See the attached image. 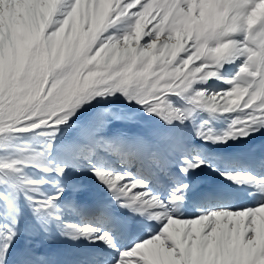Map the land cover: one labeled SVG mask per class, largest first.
Here are the masks:
<instances>
[{
    "label": "snow or ice",
    "instance_id": "snow-or-ice-1",
    "mask_svg": "<svg viewBox=\"0 0 264 264\" xmlns=\"http://www.w3.org/2000/svg\"><path fill=\"white\" fill-rule=\"evenodd\" d=\"M118 96L168 130H134L136 112L109 108L73 120ZM198 113L209 116L193 129L205 145L264 130V0H0V264H56L37 252L56 236L102 245L69 264H264V177L213 165L189 143L181 126ZM209 167L221 186L186 216L188 181ZM82 172L112 203L77 201ZM244 195L255 205L233 207ZM123 230L147 238L123 245Z\"/></svg>",
    "mask_w": 264,
    "mask_h": 264
},
{
    "label": "bare ground",
    "instance_id": "bare-ground-1",
    "mask_svg": "<svg viewBox=\"0 0 264 264\" xmlns=\"http://www.w3.org/2000/svg\"><path fill=\"white\" fill-rule=\"evenodd\" d=\"M235 65L234 64H226L225 65V72L228 73L233 72ZM236 69V68H235ZM234 69V70H235ZM198 121L199 124L204 121L208 120L209 116L207 113H198L196 117L194 118L195 123ZM162 122V121H161ZM155 121L152 122V125H150V131H167V126L163 125L162 129H157L153 124ZM230 124V118L228 117H218L216 119L211 120L210 126L213 127L217 134H223L225 131L228 130ZM135 130V129H134ZM189 143L196 145L201 149V151L204 153L205 158L213 165H217L221 168L224 167V165L227 162L231 161H239L241 167L245 171L252 172L254 175L258 177H264V169L259 168L256 164V162L264 158V130L261 132L255 133L253 136L249 137L247 140H236V141H229L228 144H207L205 145L202 141L195 138L194 136L189 141ZM223 180V177H220L217 172H214L211 167L207 168L204 171L197 170L195 174L191 175L190 180L188 181L190 184L195 185L196 192L194 193L193 200L189 202L186 212L192 209L194 211V214H199V209L195 206L196 201L199 199V193L202 191H211L217 187L221 186V181ZM231 182H227V184H230ZM232 188L238 187L237 185H231ZM248 187V186H243ZM102 188V193H105L102 195L101 192H96L100 194V196L95 194H89L94 193V190L87 191V194L83 197H80L79 202L81 204H93L94 202H109L110 203V194L107 190H104ZM248 189H251L248 187ZM253 190V189H252ZM108 197V198H106ZM233 207H238L235 205L234 201L232 202ZM115 207V206H114ZM116 212L118 215L124 216V217H131V213H128L126 210L118 209L116 208ZM187 216V215H186ZM144 235L145 238H147L146 230H138V231H128L123 230L121 235V243L123 245H128L132 243L134 240L138 238V236ZM57 248V257L54 259L56 264H69V262L74 258V255L70 253L69 248L64 245L62 242L58 243ZM101 247L98 248H92L89 249L86 247V252L89 250H96L99 251Z\"/></svg>",
    "mask_w": 264,
    "mask_h": 264
},
{
    "label": "rangeland",
    "instance_id": "rangeland-1",
    "mask_svg": "<svg viewBox=\"0 0 264 264\" xmlns=\"http://www.w3.org/2000/svg\"><path fill=\"white\" fill-rule=\"evenodd\" d=\"M149 27H150V25H149ZM235 68L237 69V65H235L234 69ZM234 69H233V72L229 71L228 73H226V72L225 73L227 75L231 76L236 71V69L235 70ZM209 84L213 90H220L221 88H227L228 87V85L222 84L220 81H216V80H210ZM93 104H95L96 107H92L91 105H86L84 109H81V111L77 113V117L79 119H77V117H74L73 120L77 124H79V123H82L84 120H86L88 117H90L93 113H95L99 109L109 108V109H112L113 111H134V112H136L138 123L133 124V125H129V127L133 128L135 130L147 131V129H148V131H150L149 130L150 125H152L153 121H155V123L153 125L157 129H162V130L164 129L161 121H159L158 118L147 116V114L142 109H140L138 105L135 108H129L128 102L124 99L123 96H118V98L117 97H109L107 100H100L99 103H97L96 101H93ZM198 121L199 120L197 119V122L195 123V120H192V121L186 123L185 125L181 126L185 135L189 138V141L194 136L193 129L198 124ZM120 126H121V122H114L112 125L113 128L120 127ZM72 134L74 135L75 132H73ZM19 139L21 142L33 143L36 146H38V144H39V141L33 140L32 134H24ZM28 171L30 173L33 172V170H31V169H29ZM74 178L77 181L82 182L83 184H85L87 186V189L85 192L77 194L76 199L78 202H79L80 197H82V196L84 197L87 194V191L94 190V193H89V194H95L96 193V195L99 194L96 192V190L101 192V193L103 191L101 188L103 186L99 185L95 181V178L92 177L91 174L88 172L78 173L75 175ZM47 189L49 191H51V186H47ZM103 189L107 190L104 187H103ZM102 195H104V197H105V193H102ZM98 196H100V194ZM106 198H108V197H106ZM110 203H112L111 198H110ZM67 218L70 220H73L75 222H79V219H80L79 217H73V216H68ZM29 223L30 222L26 219L24 222L23 228L27 229V227L29 226ZM27 241H28V237H27L26 233L23 234L19 238L20 245H25L27 243ZM59 242H62L64 245H66L69 248L70 253L73 252L72 254L74 255V258H79L83 254H85L86 253V249H85L86 247H88L89 249L98 248V247L102 248V245H99V246L89 245L87 241H69V240H66V238H64V237L56 236L55 238H53L50 241H45V242L41 243L40 246L37 248L38 254H44L45 252H47L48 254H50L53 257V259H55L57 257L56 246H58ZM111 251H112L111 249H108L109 253Z\"/></svg>",
    "mask_w": 264,
    "mask_h": 264
}]
</instances>
